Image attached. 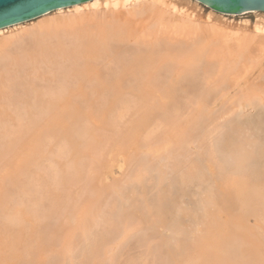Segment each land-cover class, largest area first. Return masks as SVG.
<instances>
[{
    "label": "bare ground",
    "instance_id": "1",
    "mask_svg": "<svg viewBox=\"0 0 264 264\" xmlns=\"http://www.w3.org/2000/svg\"><path fill=\"white\" fill-rule=\"evenodd\" d=\"M119 7L122 9H118ZM201 8L196 0H94L74 6L73 10H67V12L60 9L53 17L46 15L40 23L33 25L30 29L19 30L18 28L9 31L8 35L4 29L0 30V264H104V262L152 264L151 257L154 253L149 247L150 243L153 244L152 241L156 239L166 243L160 250L163 253L161 255L167 256L166 264H264L263 225L256 224L257 227L252 228L247 224L250 216L262 218L258 215L259 210L252 208L250 202L251 198L258 200L264 190L262 188L250 190L245 178L236 173L232 175L229 187L245 208L240 214L220 221L217 217L218 209H205V215L199 217L200 221L204 218L202 224L200 221V223L194 222L196 219L194 217H191L193 221L189 224V221H182V217L186 214L185 210L180 213L179 218L173 217L174 214L171 211L173 214L171 216L175 218L174 222L163 224L159 218L158 221L149 224V228L155 232L162 230H160V236L151 237L152 240L148 242L150 245L148 251L145 250L138 256L136 254V256H128L123 263H121L122 257L126 256L127 251L119 249L122 242L117 243L118 239L128 238L139 231L144 218L135 215L130 219L131 223L125 222L121 234L115 236L111 234L110 227L99 229V222L104 218L101 219L99 215L93 214L95 215L93 216L90 213L95 209L94 212H97L95 201H90L91 203L87 201L80 208L79 203L83 201L78 202L73 199L77 196L76 191L82 192L83 188L87 191L89 189L87 187L92 189V184L94 186L97 184L95 188L98 194H93L96 195V200L105 195L104 187L98 185V180L102 179L100 171L103 166H108V162L115 160V157L119 158L123 155L128 160L129 157L130 159L133 157L132 152L138 149L145 131L149 129L147 122L154 112L151 102L152 104L157 102V105L161 106L160 110L164 112L168 103L175 100L177 85L191 78L199 83L211 85L210 87H213L212 84L226 83L222 81L225 75L221 73L224 69L221 68V63L226 59H224L225 56H229L230 48L234 46L228 44L234 41L229 39L227 42L225 34L226 29L228 30L226 26L229 27L230 24H228L229 18L232 16L228 17L229 15L211 10L206 14V20H200L196 16L193 18L195 12H199ZM254 13L257 16L256 23L243 21L239 30H246V32H241L243 36L239 30L237 33L240 35L241 42L245 40L242 43L245 44V52L247 50L250 54L249 57L247 56L248 60H252V63L255 61L254 63L257 64L264 60V14ZM143 17H146L147 24H141L139 19L138 25L136 22L138 20L135 21V19ZM149 24V30L144 29L142 33H139L142 26ZM251 27L255 34L251 35ZM249 29L250 31L247 32ZM231 31L232 34L236 33H233V29ZM226 33L228 34L229 31ZM236 37L238 36L235 35ZM131 44L134 46L132 47ZM244 55L246 54L243 52L239 58L243 59ZM236 63H234V70H237L239 65ZM231 64L228 65L231 66ZM45 65L48 68L47 71L52 69V72H49L50 75L47 71L42 72L41 69ZM227 71L226 76L229 73V70ZM164 75L167 85L160 90L157 84L162 81ZM220 76L223 78L217 79ZM52 77L57 81L58 78L64 79L73 86L66 84L70 88H62V86L59 90H50L51 93L46 91V94L43 92L44 89L42 91L43 87L40 88L43 84L39 86L37 82L50 81ZM229 80L232 81V79ZM128 84H130L129 89L126 88ZM44 85H47V82ZM87 85L94 86L92 91L97 96V100L103 98L107 101L104 109L102 108L103 110L98 114L82 106V102L91 104L90 96L86 91ZM214 87L209 89L207 97L212 96L218 88V86ZM45 90L49 91V89ZM77 97L81 98L82 102L75 103L74 98ZM117 112L120 113V120H124L127 115H132L126 131H118L119 124L114 126L109 122L110 115ZM206 115L208 117V114ZM258 116L247 121L242 120L237 125L242 128L252 121L258 124L260 121L257 119L259 120L260 114ZM188 117L190 119V115ZM84 122L91 128L84 130ZM257 128V125L250 128L251 135H260L257 138L260 140L264 130ZM80 134L85 138V140L82 139L83 142L79 141ZM165 135L174 139L181 134L178 128H172ZM233 139L238 143L237 138L232 137L231 145ZM169 141L174 140L162 142L158 145L159 148L157 146L158 150L152 147L157 153L163 154L169 151L167 149ZM99 145L107 151L105 158L109 156L108 159H110H107L103 166L98 159H102L100 156L102 150L95 152L99 149ZM260 145L264 147L263 142ZM241 148L239 146V149L234 148V150L240 154L243 152ZM140 149L139 147L138 150ZM128 152L131 156H128ZM94 153H98L97 159L93 157ZM51 155L69 157L67 165L60 164L59 161H50L48 156ZM47 160L49 164L45 165ZM135 161L137 162L136 159ZM127 163L129 166V162ZM244 163V155H239L237 159H233V169L241 170ZM213 168V163L207 162L205 169L209 175H213L215 171ZM205 169L203 170L206 173ZM91 171L101 174L92 176ZM224 181H215L216 188L225 190L227 183ZM65 199H68V202L63 203ZM108 201L110 202V199ZM46 202L50 203L51 209L49 211L46 209L48 215L43 217L45 206L42 208L41 205ZM63 207H67L68 211H64ZM257 211L258 214H256ZM159 213L162 219L167 212L162 210ZM79 214L82 218L78 222L81 230L78 229L82 232L77 234L78 230L76 229L77 232H75L76 222L73 218L76 221ZM69 215H72L71 221L68 219ZM56 218H59V222H53ZM91 220L93 225L90 224ZM125 238L123 240H126ZM64 241H69L67 244L70 243V245L66 247ZM68 253H73V257H68Z\"/></svg>",
    "mask_w": 264,
    "mask_h": 264
},
{
    "label": "rangeland",
    "instance_id": "2",
    "mask_svg": "<svg viewBox=\"0 0 264 264\" xmlns=\"http://www.w3.org/2000/svg\"><path fill=\"white\" fill-rule=\"evenodd\" d=\"M200 8H201V10H198L199 12H197V13L195 12V14L193 15L194 16L193 18H195V16H196V18H198V19L200 18V20H206V14H208L211 11V9H208L201 4H200ZM118 9H122V7H119ZM64 10H65V12H67V10L69 11V10H73V9L71 7V8L64 9ZM199 13L202 15H198ZM55 15H56V12L47 15V17H53ZM228 17H230V16H228ZM44 18L45 17H41L37 20L31 21L28 23H24L21 25H17L14 27L6 28L4 30H5L6 34L8 35L9 31L17 30L18 28H19V30L20 29H26V28L30 29L33 27V25L35 26L36 24L40 23ZM145 18L144 17L143 18H136L135 21L138 20L136 22H138L137 24L139 25L140 20H141V24L144 23V25H145L148 22L147 19H145ZM230 18H229V20L231 22L228 21V24L230 23L229 27L226 26L228 28V30L225 27L226 32L229 31L228 34L231 35L232 31L230 32V30L233 29V33L234 32H236V33L232 34L234 36L229 35V38H228V34L225 32V34L227 35L226 41L228 42L229 39H230V41L231 40L234 41V42L228 43V44L234 45L230 48V51L228 50L230 54L227 57H229V58H227L225 56L224 59L226 58L227 60L225 59L224 62L222 60V63H221V68H224V69H222L221 73L223 75H225V78H226V79L224 78V80H222V81H224L226 83L225 84L224 83L217 84V85L212 84L213 87H214V85H216L214 88H216L217 86H218V88H216V90L214 91V94L212 96L207 97V93L209 92V89L213 88V87H210L211 85L208 86L206 83L203 84V82L199 83V82L195 81L194 78H191L189 80L184 81V83L177 85L176 91H175V93H176L175 100L168 103L167 107L164 108V112H162L163 110H160L161 106L157 105V102H154L153 104L151 102L150 105H152V109L154 108L153 109L154 112L151 110L153 112V115L148 119V122H147L149 129H148V131H145L144 134L146 136L143 135V137L141 139V143L138 146V149H139V147L141 149L140 150L137 149L136 151L134 150V152H132V156L134 157V159H133V157H131V159L129 157V160H130L129 161L128 158L121 155L122 157L121 156L119 158L115 157L116 158L115 160L113 159L112 161L108 162L107 163L108 166L104 167L103 166L104 163L106 164V161L110 160V159H108L109 156L108 157L106 156V158H105V155H107L106 154L107 151L105 150V148L102 149L101 145H99V147H98L99 149H96L97 151H95V152H98V150H100V151L102 150L101 155H100L102 157V159L98 158L101 161V164L103 166L102 171H100L102 174L99 172L101 174V176H100L99 173L96 174L94 171L93 172L91 171V172H92V176L94 174V176L99 175L100 177H102L101 180H98L99 181L98 185L101 186L102 188L104 187L103 190H105V193H104L105 195H102L100 198H98L99 200H96L95 199L96 195L94 196L93 194L97 193V189L95 188V186L97 184L95 186L92 184L91 188L93 187L94 190H93V188L90 189V187H87L89 189L86 191L85 188H83L84 190L82 192L76 191L77 196L73 197L74 201H76V200L78 202L80 200L83 201V203H79V207L83 206V204L87 203V201H89L88 203L95 201L96 207H97V212H94V211H96V209H95L93 211L94 213L93 212H90V213H92V215L93 214L99 215L98 217H101V219L104 218L103 221L99 222V225H100L99 229H102L103 227H108V228L110 227L111 234H113L115 236H118V234L119 235L121 234V232L123 231V227L125 225V222L128 221L131 223L130 219L132 217H134L135 215H137V216L139 215V216H142V218H144V223H142V225L140 226L139 231L134 232V234H132L128 238L122 237L121 239H118L117 243L122 242V244H123V245L121 244L119 246V249L121 251L122 250L125 252L127 251L126 256L123 255V257H122L123 260L121 259L122 260L121 263L125 262V260L128 258V256H133V255L138 256V255H140V253L141 254L144 253L145 250L148 251V247L150 246L148 242L150 240H152L151 237H156V236L161 235L160 230H162V229L155 232L149 228L150 225L153 222L158 221L159 218H160L159 219L160 221L161 220L163 221V224H169L171 222H174L173 220H175V218L178 217L180 215V213H182L183 210H185L186 214H184V217H182L183 218L182 221L186 220L185 222L189 221L188 223L191 224V221H193V219L191 217H194V218H196V219H194V222H196V223L201 222L200 224H202L204 221V218L200 221L199 217L205 215L204 214L205 209H210V210L211 209L212 210L218 209L219 211H218L217 217L220 221H224L232 215L240 214L243 211V209H245V208H244V206H242L243 204L241 203L240 199L237 196H234V194L232 192V188L229 187L230 181H232L230 179L232 178L233 174L235 175V173H236V175H239L242 178L244 177L245 179L244 178L243 179L246 180L245 182L250 187V190L251 189L253 190L256 188H262V190H264V147H262L260 145L261 142L264 143V136H263L264 133H262L261 139L258 140L257 138L260 137V135H258V136L251 135L252 131L250 130L251 127H253V126L255 127L256 125L258 126V128H257L258 130H264V60L257 63V64L254 63L255 62L254 61L253 62L254 65H253L252 60L251 61L248 60V57L250 56V54L247 53V50L245 52V47H244L245 44L243 45V43H242L245 40L244 41L242 40V42H241L240 37H239L240 35L237 33L238 32L237 30H239V26L243 23V21H249L251 24H255L257 21V16L255 13H252V14H245V15H240V16H232ZM142 20H144V21H142ZM234 22H236V24H234ZM231 24H232V26H231L232 29L230 28ZM235 25L236 26L238 25V26L236 27ZM234 26H235V28H234ZM229 28H230V30H229ZM144 29L149 30L150 24L147 26H142L140 28L139 33H142V31H144ZM250 29H252V27ZM250 29L247 30V32L250 31ZM241 30H239L240 34H241V32L242 33L246 32V30H244V31L243 30L241 31ZM250 32L252 35V33H254V29H252V31H250ZM244 34L249 35V33H244ZM235 35L238 36V37H236L237 39L235 38ZM241 36H243V34H241ZM230 37H232V39ZM237 42L240 44L242 43L243 47H242V45H238ZM131 46L133 47L134 45L131 44ZM241 50L246 54L243 56L244 57L243 59L239 58L240 54L242 55V53H243ZM237 59H238V61H237ZM235 62H237L236 64H239V65H237L238 66L237 70H234L235 68H233ZM249 62H251V63H249ZM231 63H233V65ZM228 64H231V66ZM48 67L53 68V66H48ZM42 68L44 70L43 69H41V70L44 73L48 69L46 67V65L43 66ZM227 70H229V73L227 74V76L229 75L228 77L225 74L226 72H228ZM238 70L240 72H238ZM50 71L52 72L51 68L47 71L48 75H50V73H51ZM241 71H242V73H241ZM221 73H220V75H222ZM222 76L218 77L217 79H222L223 78ZM234 76H236V77H234ZM164 78L162 79V81H160L157 84L159 86L160 90H163L167 85L165 75H164ZM229 79H232V81ZM53 80H54V82H53ZM235 80H237V81H235ZM56 81L57 80L52 77V80L46 81L47 85H44V83L46 84V82L38 81L37 83L39 86L43 84L40 88L43 87L42 91L44 89L43 92L46 94H47V92L51 93V91H53L55 89L59 90L62 86H63L62 88H70L73 86V84L67 83V81H65L64 79L61 80V78L60 79L58 78L59 82L57 81V83H56ZM227 81H228V84H227ZM62 82H65V83L62 84ZM66 84H68V86H70V87H68ZM65 85H66V87H65ZM88 86H90V85L86 86V91L88 92V94L90 96L89 100L91 99L90 101H91L92 106H90L91 104L89 102L84 104L80 100L81 98H78V97L74 98L75 99L74 101H75V103L82 102V106L84 109L87 108V110H88L90 108L89 110H93V111H91L92 113L98 114L104 109V106H106L107 101H105L103 98L101 100L99 99L100 101L97 100L96 99L97 96L92 91L94 86H90V88ZM126 86H127L126 88L129 89L130 84H128ZM45 89H49V91L45 90ZM258 97H262L263 99L261 100ZM175 103H177V104H175ZM169 107H171V108H169ZM198 107H199V109H198ZM155 108H156V110H155ZM195 108H197V109H195ZM95 110H96V112H95ZM208 110H209V112H208ZM211 111H213V112H211ZM193 112H194L195 116L193 115ZM114 114L110 115V119H109L110 124L114 125V126H117V124H119L117 126L118 131H126L128 128L127 124H129L131 122L132 115H127L126 117H128V118L125 117L124 120H120L119 119L120 113L117 112ZM206 114H208V117ZM259 114H260V118H259V120L257 119V121H260V122H258V124L255 123V121H252L250 123H247V125H244V127H242V128L238 127L237 124L240 123V121L241 122H242V120L245 121V119L247 121V119L255 118L256 116L259 117L258 116ZM189 115H190V119L188 117ZM191 115H193V116L191 117ZM211 115H213V116H211ZM119 120H120V122H118ZM124 121H127V122H124ZM159 121H161V122H159ZM262 121H263V123H262ZM123 123H125V124H123ZM83 124L85 126L84 130H86V128L87 129L91 128V126H89V124H87L86 122H84ZM181 124H182V126H181ZM125 126H127V127H125ZM171 126H173V127H171ZM180 126L182 127V129ZM183 127H185V128H183ZM193 127H195V128H193ZM237 127H238V129H236ZM169 128H170V130H172V128H178V130L180 131V134L181 135L183 134V135L182 136L180 135V137H176L174 139L169 138V136L165 135L168 131H170ZM236 131L240 132V134L238 132L236 133ZM152 132H153V134H152ZM81 135L82 134H80L79 141L83 142L85 140V138L83 135L82 136ZM81 137H83V138H81ZM232 137H236L238 140V143L233 139L232 140L233 143L231 145L230 141H231ZM163 138H164V140H162ZM82 139H84V140H82ZM168 140H174V141H169V143L167 142L169 145V147L167 149L169 151L165 152V153L163 152V154H162V152L157 153V151L155 150V149H157V146L159 144H161L162 142H166ZM170 142L171 143L173 142V143L171 144ZM249 142H250V144H248ZM147 145H149V147H147ZM170 145H172V146H170ZM82 146H86V145H82ZM152 146H154L156 148L154 149ZM239 146L242 147L241 149L243 152L240 154H237L235 152L236 150H234V148L239 149ZM249 147H251V148H249ZM148 148H151V149H148ZM158 148H159V146H158ZM142 152H144L145 154ZM47 153H48V151H47ZM128 153H129L128 156H131L130 152H128ZM146 153H149V154H146ZM153 153H157V154H153ZM96 154H98V153H94L93 157L94 158L96 157V159H97ZM133 154H135V156L137 158ZM151 154H152V156H151ZM48 155H49V153H48ZM141 155H143V156H141ZM239 155H244L245 163L242 166L241 170L235 171L233 169L234 168L233 167L234 166L233 165V159L234 158L237 159V157ZM245 155H246V157H245ZM57 156L58 155H56V156L51 155V156H48V159H50V161H55V162L59 161L60 164L67 165V161H68L69 157L66 156V158H65V156H58V157ZM154 156H155V158H154ZM103 157L105 160L103 159ZM58 158H60V159H58ZM135 159L137 160V162L135 161ZM63 161H64V163H63ZM127 162H129V166H128ZM207 162H210L211 164L213 163V167L215 168V169L213 168V170H215L213 175H209V173L206 171L207 169H205ZM194 163H195V165H194ZM48 164H49V161L47 160V163L45 165H48ZM166 166H167V169H166ZM82 168L84 169V166ZM104 168H107V169H104ZM138 168H140L141 170ZM203 169H205L206 173L204 172ZM199 172L201 174H199ZM195 173L197 175H195ZM139 179H141V181ZM215 181H217V182L218 181H224L225 183H227L226 184L227 188H225V190L217 189L215 186V184L217 182L215 183ZM101 182H102V185H101ZM128 182H129V184H128ZM96 183H97V181H96ZM168 183H171V184H168ZM131 184H133V185H131ZM117 185H119V186H117ZM102 188H100L101 191H102ZM91 190H93L94 193ZM110 190H112V191H110ZM84 191H85V193H84ZM119 191H121V193ZM180 191H182V192H180ZM194 191H195V193H194ZM78 192H79L80 196L78 195ZM168 192H170V193H168ZM76 193H75V195H76ZM102 193H103V191H102ZM113 193H115V194H113ZM129 193H131V194H129ZM132 193H133V195H132ZM231 193H232V195H231ZM262 194L263 195L261 197H259L258 200L255 198H253V199L251 198V202H250L252 204L251 207L254 209L257 208L256 210H259L260 213L257 211L256 214L259 213L258 215H261V217H262V218H258L256 216L248 217L247 224L250 225V227H252V228L257 227L256 224L261 225V226L263 225V228H264V199H263L264 198V192ZM114 195H116L115 196L116 198L114 197ZM93 196H94V198H93L94 200L92 201ZM108 199H110V202L108 201ZM164 200H166V201H164ZM174 201H176V202H174ZM62 202L66 203V202H68V199L63 200ZM129 203H131V204H129ZM165 204L166 205L169 204V205L166 206ZM156 205L157 206L159 205V207H157ZM170 205H172L171 207L173 209L170 207ZM213 205H215V206H213ZM43 206H45V207L43 208ZM226 206H228V207H226ZM41 207L44 209L43 211L45 212V213L43 212V217H44V215H48V212H46V211L47 210L49 211V209H51L50 203L46 202V203L42 204ZM166 207H168V208H166ZM66 208L67 207H63L64 211L66 210ZM131 209L133 212L131 211ZM159 210L160 211L164 210L165 213L167 212L166 214H164L165 216H163L162 219L159 216L160 215ZM67 211L68 210H66V212ZM75 211H77V209H75ZM171 211L174 214V216L171 213ZM76 213H74V214H76ZM90 213H89V215H90ZM227 214H229V215L227 216ZM95 215H93V216H95ZM171 215L175 218H173ZM166 216L167 217L169 216V217L167 218ZM70 217H72V215L71 216L69 215V218H68L71 221L72 218H70ZM90 217L91 216H89V218ZM81 218H82L81 214L77 215L76 221L73 218V221L76 222L74 225V228H75V232H77L76 229L78 230L77 234L82 232V231L79 232L81 229L79 228V223H78ZM106 218L109 221L105 220ZM186 218H188V219H186ZM210 218L212 219V216ZM58 219L56 218V220H54L53 222H55V221L59 222ZM151 219L154 221H152ZM115 220H116V222H115ZM102 222H103V224H100ZM164 222H167V223H164ZM90 224L93 225L92 220H91ZM160 224L162 225V223H160ZM158 226L159 225H157V227ZM91 227L92 226H90V228ZM145 229H146V231H145ZM144 231L147 233L145 234ZM123 238H125L126 240H123ZM263 238H264V235H263ZM67 242H69V241H66V242L64 241V243L67 245V246L65 245L66 247H68L70 245V243L67 244ZM152 242H153V244L150 243L151 246L149 247L152 250V252L154 253V255L151 257V262L153 261L154 264H166L165 258L167 256L161 255L163 253L160 252V250L162 249V246L163 245L165 246L166 243H164L163 241L159 242L158 239H156L155 241H152ZM72 243L73 242H71V244ZM131 245H133V246H131ZM123 247H124V249H123ZM138 249H139V251H138ZM156 251H158V252H156ZM67 256L73 257V253H71V254L68 253ZM153 262H152V264H153ZM104 264H108V262H104Z\"/></svg>",
    "mask_w": 264,
    "mask_h": 264
},
{
    "label": "water",
    "instance_id": "3",
    "mask_svg": "<svg viewBox=\"0 0 264 264\" xmlns=\"http://www.w3.org/2000/svg\"><path fill=\"white\" fill-rule=\"evenodd\" d=\"M94 0H0V30L21 25L60 9H68ZM219 14L240 16L264 13V0H196Z\"/></svg>",
    "mask_w": 264,
    "mask_h": 264
}]
</instances>
